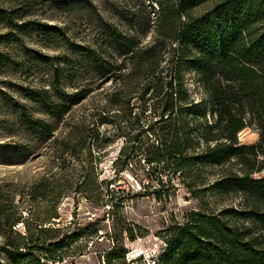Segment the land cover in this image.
Returning <instances> with one entry per match:
<instances>
[{
    "label": "trees",
    "instance_id": "1",
    "mask_svg": "<svg viewBox=\"0 0 264 264\" xmlns=\"http://www.w3.org/2000/svg\"><path fill=\"white\" fill-rule=\"evenodd\" d=\"M31 1L0 0V27L8 30L0 34V46L14 37L13 30L53 34L55 28L46 24L18 23L14 16L19 10L5 7ZM151 1L158 10L150 45L107 27L111 54L103 57L89 47L70 43L73 59H65V64H84L100 84L134 81L126 102L119 97V87L107 96V105L118 111L115 114L132 117L130 129L137 131L124 141L115 161L116 165L121 162L118 172L140 157L148 168L146 177L159 187L164 177L168 184L180 179L196 198L209 193L217 200H239L237 206L216 210L205 206L184 213L180 221L173 220L160 235L164 248L153 263L264 264V0ZM6 58L0 51V68ZM59 71L52 74L50 92L21 90L24 99L38 103L55 121L90 94L80 86L66 92L59 85ZM186 73L195 76L203 94L198 101L187 89ZM129 100L136 102L130 105ZM13 106L28 132L38 139L53 137L51 125L28 119L23 104ZM246 129L257 134L255 144H240L239 135ZM77 134L73 128L66 133L59 148L62 155L78 152L79 141L69 146ZM12 149L0 151V162L11 163L12 156L20 162L28 151L20 145ZM207 168L217 172L210 185L203 183ZM49 186L50 179L43 178L27 194L0 188V264L62 262L64 251L82 238L75 233L47 242L41 237V224L34 230L25 226L23 233L16 229L25 224L20 203L35 202ZM94 234L95 230L89 237ZM104 261L126 264L125 250H109Z\"/></svg>",
    "mask_w": 264,
    "mask_h": 264
},
{
    "label": "rangeland",
    "instance_id": "2",
    "mask_svg": "<svg viewBox=\"0 0 264 264\" xmlns=\"http://www.w3.org/2000/svg\"><path fill=\"white\" fill-rule=\"evenodd\" d=\"M5 7L19 10L14 16L18 23L30 21L55 28L53 34L13 30L14 37L0 46V51L7 55L0 68V151L10 153L17 145L28 149L20 162L17 156H12L11 163L0 162V188L4 192L10 189L27 194L34 183L50 179L51 186L45 188L43 196H37L35 202L20 203L19 207L25 210L22 213L25 224L17 225L16 229L23 233L25 226L34 230L41 224L38 228L44 229L40 234L47 242L81 233L82 238L64 251L62 262L55 264H105V254L111 249L117 252L119 248L125 250L126 264H154L164 248L160 235L173 220L180 221L184 213L205 206L213 210L237 206L239 200L233 197L217 200L206 193L196 198L180 179L168 184L164 177V185L159 187L146 177L148 168L140 157L118 172L121 162L116 165L115 161L126 145L124 141L137 131L130 129L132 117L115 114L118 111L107 105V96L119 87V97L126 102L134 81L100 84L84 64H65V59H73L68 49L70 43L89 47L103 57L111 54L107 27L141 45H150L158 10L155 3L151 0H50L46 3L34 0ZM6 32L7 29L0 27V34ZM57 69L62 77L59 85L66 92L79 86L90 90L88 97L73 106L60 121L21 95L22 89L50 92L52 74ZM185 79L193 99L203 98L195 76L186 73ZM16 102L24 105L28 119L51 125L53 137L38 139L28 132L19 122L21 118L13 106ZM103 115L110 116L103 121ZM71 128L77 129L78 134L75 140L69 141V146L79 141L80 149L75 156L62 155L60 144L66 141L65 135ZM257 141V134L250 129L239 135L240 144L251 145ZM131 144L134 142L127 145ZM202 175L203 183L210 185L217 172L207 168ZM154 191L159 192L153 194ZM94 230L95 234L89 237Z\"/></svg>",
    "mask_w": 264,
    "mask_h": 264
}]
</instances>
